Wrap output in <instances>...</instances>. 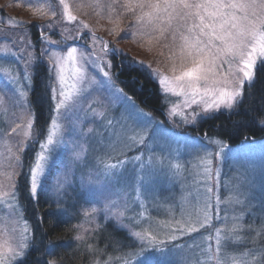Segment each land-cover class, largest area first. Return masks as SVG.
Masks as SVG:
<instances>
[{
	"label": "snow or ice",
	"instance_id": "snow-or-ice-1",
	"mask_svg": "<svg viewBox=\"0 0 264 264\" xmlns=\"http://www.w3.org/2000/svg\"><path fill=\"white\" fill-rule=\"evenodd\" d=\"M58 2L63 8L62 15L68 21L75 20L66 0ZM28 3L41 17L49 11L52 16L57 15L52 4L45 8L42 0H36L35 4L33 0H28ZM88 6L95 10L97 16L107 13L105 18L117 26L121 17L128 18L133 40L137 37L147 40L149 51L152 45L168 50L167 58L172 62L171 77L153 69L150 64L132 58H129L128 67L132 70L147 69L149 77L158 82L165 97L171 94L182 98V104L174 103L168 109L169 116H180L184 124L194 125L199 120L214 119L221 112L239 117L250 116L255 111L256 115L250 116L251 121L264 127V107L242 109L245 86L251 96L257 72L264 71V0H123L122 3L120 0H109L107 3L91 0ZM8 23L26 26L25 22L14 18H9ZM39 27L51 29L54 25L49 22ZM80 28L88 29L89 26L81 21ZM108 31L109 34L115 33L117 27ZM65 32L67 29L59 33L60 40H53L42 31L41 43L48 47L40 50V57L21 47L20 51L25 53L19 57L24 61L22 69L0 67L6 81L5 88L15 85L11 90L16 97L10 106H4L3 97H0V123L8 125L7 130L0 127V264H25L31 248L36 246L28 222L23 220L22 227H17L23 219L21 197L36 203L42 197L46 198L45 202L50 200L55 207L47 215L52 218L53 225L67 223L65 217L68 210L61 208V204L73 181L68 171L55 177L49 172L50 154L54 146L63 140L64 129L58 123L62 108L66 113L83 111L85 119L91 116L93 126L85 128L84 119L77 116L72 122V131L79 137L95 140L99 145L103 154L97 158V176L118 177L127 165H133V171L137 173L134 192L142 209L144 202L141 195L147 178L157 172L176 176L183 168L171 153L167 156L162 154L164 132L159 127L160 122H154L150 113L139 109L132 97L117 86V74L111 72L112 61L104 59L110 55L126 54L118 48H110L106 41L89 29L93 45L90 53L68 46L61 49L66 53L61 55L60 51L51 49L52 46L66 44L68 36ZM79 38L77 31L73 39ZM21 40L27 47H35L23 36ZM97 42L102 45V55L96 53ZM0 52L16 55L7 47ZM44 56L48 57L50 64L48 81L52 80L54 71L60 99L55 105L57 115L51 117L41 140V133L36 129L35 110L20 81H27V88L31 89L37 64ZM85 64L94 67L104 79L89 77ZM91 85H99L110 93L113 100L120 101L124 110L118 118L109 114L111 101L105 105L99 99L90 100L87 108L83 107ZM47 86L51 89L52 99L56 100L57 88L51 83ZM94 104L96 107H93ZM193 105L200 111H181ZM9 108L11 120L7 119ZM247 127L245 120L233 123V131L237 134L242 135V130ZM202 139L206 144L197 142L193 145L198 161L193 167L203 166V173L208 179H211L213 158L221 161L229 157L238 159L246 156L255 145L254 139L243 136L235 146L237 151L233 152L232 146L223 138L205 135ZM34 145H38L39 150L26 163L25 151ZM260 147L264 151V145ZM156 148H160V155H157ZM144 150H147L146 157ZM130 151H138L139 154L129 158L127 152ZM85 152L83 145H76L73 161H81ZM216 176L219 177V169ZM237 179L239 183L235 186V196L230 195L222 201L218 190L214 191L205 183L194 203L184 198L185 204L178 214L169 206V218L166 220L151 221L149 217L148 221L142 222L144 211L129 216L127 213L131 209L126 200L123 204L117 200H106L100 207L85 209L82 212L84 222L71 225L68 229L74 233L75 251L81 260L87 257L86 264H167L172 258H175L176 264H187V259L180 255L184 248L198 250V258L192 264H264V170L261 172L259 197L254 191L257 187L255 177L245 175ZM84 181L82 175L81 182ZM87 182L92 183L91 173ZM245 186L247 191H242ZM222 203L227 206L223 215ZM247 214L252 216V220L245 223ZM98 215H102L103 224L97 222ZM258 217L261 221L259 226L256 225ZM214 218L220 222L219 226L214 223ZM44 219L39 217L41 225ZM108 223L115 231H124L128 237L134 238L136 247L132 251H124L125 247L131 246L125 245L114 232L105 235ZM9 224L12 225L10 229ZM9 231L12 236L8 235ZM17 231L18 238L14 235ZM194 233L198 236L192 237V244L176 243ZM47 237L45 230L47 243L44 251L52 257L56 254L57 242ZM102 239L103 247L100 246ZM196 240L200 243H195ZM242 245L245 247L242 248ZM109 248L112 252L108 251ZM67 260L69 264H76L73 256H68ZM35 264H64V258L42 261L38 258Z\"/></svg>",
	"mask_w": 264,
	"mask_h": 264
},
{
	"label": "rangeland",
	"instance_id": "rangeland-1",
	"mask_svg": "<svg viewBox=\"0 0 264 264\" xmlns=\"http://www.w3.org/2000/svg\"><path fill=\"white\" fill-rule=\"evenodd\" d=\"M45 4V8L48 7V4H52L57 15L54 17L49 11L47 15L41 17L40 13L36 11L33 7L29 6L28 0H0V49L11 48L16 55H4L3 52H0V67H9L12 69H22L24 61L19 59L20 56L25 55L20 51L21 47H26L28 51H32L36 57H40V50L48 47L45 44L41 43V32L43 31L45 35L49 36L50 39L60 40L61 37L59 33L62 30L67 29L65 35L68 36L66 44H61L59 46H52L51 50L60 51L61 55H65L64 49L68 46H75L78 48L79 52L90 53L93 45L89 37V29L94 32L95 36L99 37L101 40L106 41L110 48L115 47L120 49L126 56H115L119 58L122 64L128 65L129 58L143 61L144 64H150L153 69H158L162 74L171 77L173 73L171 72V60L168 57V50L161 49L157 45L151 46V51H149V44L147 40L137 37L134 41L131 35V31L128 27L129 19L126 17H121L119 25H114L109 22L106 17L107 13H102L101 16H97L95 10L88 5L91 3V0H66V3L69 5V10L72 15L76 17L73 21H68L67 17L62 15L63 8L59 5L58 0H42ZM102 3H107L109 0H101ZM122 3L123 0H120ZM33 3H36V0H33ZM9 18H14L18 21L25 22L26 26H13L8 23ZM83 21L89 26L88 29L80 28V22ZM51 22L54 27L49 29L47 27L41 29L40 25H48ZM31 26L35 27L38 32L37 38H34L30 32ZM117 27L115 33L109 34V29ZM77 31L80 33L79 39H73L77 35ZM24 37L25 40L30 41L34 48L27 47L23 43L21 37ZM102 45L97 42L95 44L96 53L102 55L100 52ZM79 52L77 56H79ZM105 60H111L112 56L104 57ZM113 67L111 72L116 74L113 71L114 63L112 62ZM44 67V72L47 75L46 85L51 83L57 88V99H52L51 89L47 86L48 92L50 94L51 109L49 110V115L46 121L37 123L36 129L40 131V139L43 140L45 135L46 126L50 124L51 117L56 116L55 105L60 99L59 97V84L55 79V72L52 73V80L48 81V69L50 67L48 57L44 56L40 58L37 67ZM87 69V75L89 77L95 76L97 80H103L104 77L100 74L94 67L90 64H85ZM145 71L148 75L147 69H141ZM38 68H36V74ZM70 74V73H68ZM153 80V79H152ZM158 84L157 81L153 80ZM21 85H24L28 92L27 99L30 100V95L33 90V82L31 89L27 88V81L21 79ZM5 77L0 73V97H3L4 106H10L14 99L12 88L15 85H10L8 88H5ZM71 83V80H69ZM88 86V85H85ZM118 86V84H117ZM119 87V86H118ZM158 87L161 92L160 85ZM163 97V114L162 117H156L149 111H146L144 108L139 106L137 107L142 109L144 112L150 113L154 122H160L159 127L164 132V140L161 141V146L163 147V155L167 156L169 153L175 157L178 162L183 165L181 173L176 176H172L170 173L165 174L162 172L154 173L151 177L147 178V183L145 184L144 189H142L141 199L144 202V208L140 207V201L136 199L134 192V187L136 185L137 173L133 171V165L129 164L123 170V172L118 176L112 178H105L103 175H96L97 168V158L103 153L99 145L95 140L90 138L79 137L76 133L72 131V122L78 116L81 119H84V127L93 126L91 124V116L89 115L86 119L84 118V112H65V109H61V116L58 120L64 129L63 140L61 143L54 146L49 160V172L51 171V166L55 163L60 162L59 172L57 174H63L65 171L69 172V178L73 181L71 187L67 189V196L63 198L64 202H67L70 206L74 207L76 204L86 205V209L91 207H100L106 200H117L119 203L123 204L125 200L128 202L129 208L131 211L127 215H135L141 211L145 212V216L142 218V222L148 221L149 217L151 221L166 220L169 218L168 207L172 206L177 214L179 213L180 207L185 204L184 198L187 197L189 202H195L199 192L203 190V186L207 183L208 186L213 187L214 191L218 190L221 200H225L230 195L235 196L236 189L235 186L239 183L238 177L243 178L247 175L249 178L255 177L257 187L254 189L257 197L261 195L259 189V183L261 179V172L264 170V151L261 150V145H264V138L255 140V145L252 150L246 155L241 156L238 159H232L231 157L221 161L217 158L212 159V172L211 179H208L203 173V166L200 168H194V164H197L196 159V150L193 148V145L199 142L200 144H206L202 137L192 135L190 133L189 127L194 125H186L180 119V116H169L168 109L174 103L182 104V98L168 94L167 97L161 92ZM99 99L105 105H108L111 101V107L109 114L114 117H119L120 113L123 112L120 101H115L111 97L110 93L99 87V85L90 86V94L87 99L84 101L83 107L86 109L88 102L90 100ZM93 107H96L94 104ZM192 109L200 111L196 108L195 105L192 108H182L181 111L188 113ZM18 111V110H17ZM67 115V119H65ZM8 120H11V108H9V114L7 117ZM0 127H3L5 130L8 129V125L5 123H0ZM76 145H83L86 149L84 158L79 162L73 161V151L75 150ZM39 150L38 145H34L25 151V162L27 163L30 159L33 158L34 152ZM145 151V157L147 156V150ZM157 155H160V148L155 149ZM232 151L236 152L237 149L235 146H232ZM138 151L127 152V156L131 158L132 156L138 155ZM219 169V177L216 176V170ZM197 172L200 174L197 175ZM91 173L92 183L87 182L88 175ZM56 174V175H57ZM55 175V176H56ZM85 177V181L81 182V176ZM54 176V177H55ZM199 183H196V182ZM242 191H247V187H242ZM227 206L223 203L220 205L221 215ZM75 209V208H74ZM76 210V209H75ZM238 210V209H237ZM231 211V210H229ZM253 211H258L253 209ZM78 213V212H77ZM23 219L20 222V225L17 227H22L23 220H26L24 217V211L22 213ZM99 219L103 221L102 215H98L96 220ZM79 220L77 223H83L84 217L79 215ZM252 220L250 214L245 215V223H248ZM149 221V222H151ZM127 223V220L125 221ZM214 223L219 226L220 222L215 220ZM261 223L259 217L256 220V225L259 226ZM29 224V223H28ZM113 226V225H112ZM11 224L8 225L10 229ZM139 230V229H137ZM123 235V242L125 245H130L131 247H125L124 251H132L136 245L134 243V238L128 237L124 231H121ZM9 236L13 234L9 231ZM16 238L19 237V231L14 234ZM198 236L194 233L191 237L186 236L182 240L177 241L178 244L188 245L193 243V238ZM8 238V237H6ZM195 243H200L199 240H196ZM250 247V245H248ZM242 248L245 246H241ZM114 255L118 253H113ZM182 257L187 259V264H192L194 260L198 258V250L184 248L180 254ZM106 258V257H105ZM135 259V257H133ZM167 264H176L175 258L168 260Z\"/></svg>",
	"mask_w": 264,
	"mask_h": 264
},
{
	"label": "trees",
	"instance_id": "trees-1",
	"mask_svg": "<svg viewBox=\"0 0 264 264\" xmlns=\"http://www.w3.org/2000/svg\"><path fill=\"white\" fill-rule=\"evenodd\" d=\"M30 32L34 38H37V29L33 26L30 28ZM119 58L112 56V62L114 63L113 71L116 72L117 84L120 88L130 95L135 103L144 108L146 111L151 112L154 116L161 118L163 114L164 104L163 97L158 87L152 78L141 69L132 70L128 65L122 64ZM38 68L37 74L33 77V90L30 95L32 107L35 110V116L37 123L45 122L49 110L51 109L50 94L46 85L47 75L44 72V67L41 65ZM247 85L245 86V99L242 105L243 108H259L264 107V71L257 72L256 83L253 86L251 92L252 95H248ZM256 112L253 111L250 116H255ZM250 116H229L227 113H217L214 119L200 120L195 126H191L188 129L192 135L202 137L207 135L212 138H223L225 142L231 146H236L243 136H247L250 139L258 140L264 138V127L259 124L253 123ZM163 118V117H162ZM237 120H245L248 122V127L242 130V135L233 131V123ZM60 162L51 166L50 176L54 177L59 172ZM46 198H41L38 203L30 202L24 197H21V204L23 206L24 217L29 223L32 229V235L34 236L35 247H32L25 264H35L37 259L50 260L64 258V264H69L67 257L73 256L76 264H86L87 257L83 260L79 258V254L75 251V241L72 239L74 233L68 229L71 225L77 224L79 220L78 213H81L86 209V205L76 204L74 207L70 206L67 202L61 204V208H67L68 215L65 217L67 223H56L53 225L52 218L47 215L51 212V208L55 207L49 200L45 202ZM51 205V207H50ZM76 210H75V209ZM43 216L44 223L41 225L39 217ZM103 224L101 219L97 221ZM45 230L48 233L50 239L56 240V254L55 256H48L45 251V244L47 239L45 238ZM109 232H114L115 236L123 240L121 231H115L111 223L106 226L105 235ZM103 239L101 240V247H103ZM112 252V249H108Z\"/></svg>",
	"mask_w": 264,
	"mask_h": 264
}]
</instances>
